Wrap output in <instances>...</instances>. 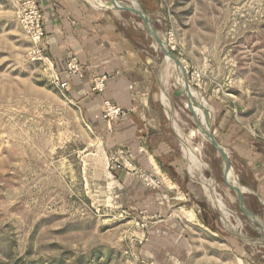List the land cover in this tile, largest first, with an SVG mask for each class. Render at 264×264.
Here are the masks:
<instances>
[{
    "label": "rangeland",
    "instance_id": "1",
    "mask_svg": "<svg viewBox=\"0 0 264 264\" xmlns=\"http://www.w3.org/2000/svg\"><path fill=\"white\" fill-rule=\"evenodd\" d=\"M134 1L149 11L184 67L191 106L180 69L164 59L141 17L125 8L101 10L133 29L152 60L158 101L161 70L169 79L178 127L201 152L193 149L203 177L188 174L199 202L179 203L149 163L142 169L161 179L159 187L127 169L111 170L117 151L107 155L100 131L54 83L50 64L29 57L32 42L13 1L0 0V264L243 263L204 178L230 209L231 228L251 237L248 247L264 261L257 243L264 234V0ZM193 72L200 78L193 80ZM208 124L229 156L228 172L206 137ZM233 186L254 215L241 209Z\"/></svg>",
    "mask_w": 264,
    "mask_h": 264
},
{
    "label": "crops",
    "instance_id": "2",
    "mask_svg": "<svg viewBox=\"0 0 264 264\" xmlns=\"http://www.w3.org/2000/svg\"><path fill=\"white\" fill-rule=\"evenodd\" d=\"M37 1L44 15L43 49L54 63L55 70L69 81L66 89L69 101L83 108L84 119L100 131L107 155L125 148L133 163L134 160L138 163V168L147 167L149 163L164 182V188H169L173 191L170 194L179 197L176 199L179 203L199 202L198 186L188 175L182 148L170 137L173 134L167 124L172 128L171 120L161 93V100L157 99L150 73L151 58L143 54L132 34L133 29L128 30L109 12L101 10L113 9L112 6L97 8L88 0ZM73 57L80 60L81 78L70 77L66 73L67 63ZM97 74L109 77L103 94L92 91L93 77ZM159 74L156 73L158 79ZM105 99L126 110L112 124L104 122L100 116ZM173 133L176 136L174 129ZM253 189L257 196V184ZM198 193L201 194L200 191ZM183 199L187 201L182 202ZM227 230L235 237L233 247L237 248V253H244L243 263L239 264H264L259 251L247 245L250 243L246 239L251 237L241 233L238 236ZM246 246L253 251L247 252Z\"/></svg>",
    "mask_w": 264,
    "mask_h": 264
},
{
    "label": "built area",
    "instance_id": "3",
    "mask_svg": "<svg viewBox=\"0 0 264 264\" xmlns=\"http://www.w3.org/2000/svg\"><path fill=\"white\" fill-rule=\"evenodd\" d=\"M16 7V13L22 29L26 36L32 42L28 55L33 61H44L50 64L52 70V78L57 87L67 89L69 81L64 79L54 68V63L51 58L46 54L43 49V40L45 36L44 15L39 7L37 0H12ZM171 47V46H170ZM66 73L70 77L81 78L83 71L81 68L80 60L73 57L67 63ZM192 79H199L200 73L193 72ZM109 77L106 74H97L93 77L92 91L103 94L107 89ZM126 113V110L116 104L110 99L103 101V120L112 124L113 121ZM118 158L111 157V170L127 169L131 175H138L140 180L148 185L159 187L162 182L161 179L152 174H148L145 170L135 166L132 161L131 155L125 149L117 151ZM122 160V161H121Z\"/></svg>",
    "mask_w": 264,
    "mask_h": 264
},
{
    "label": "bare ground",
    "instance_id": "4",
    "mask_svg": "<svg viewBox=\"0 0 264 264\" xmlns=\"http://www.w3.org/2000/svg\"><path fill=\"white\" fill-rule=\"evenodd\" d=\"M88 1L91 2V4L94 5L97 8L103 7V4H101V3H106V4H109V5H112L113 9H115V8H125L126 9L127 8V4H132V5H134V7H138L139 6L138 2L134 1V0H132L130 2H123V1H120V0H88ZM166 61L171 63V65H174L172 63L171 59L166 58ZM168 80L169 79L166 77L165 72L163 70H161V80H160V82H161V90H160V93H161V98H162L163 105L166 108V112H167L168 116L170 117L172 128L174 129V131L176 132V134H177V136L179 138V141H180V144H181V148H182L183 153L185 154L186 159L188 161L189 171L193 175L198 174V176L200 175V176L203 177L202 171L199 169V164L202 162L201 155H199V154L198 155L197 154L194 155L193 154V149H197L198 153H201L200 149L198 147L196 148L193 145H191L190 142H186V139L183 138L182 133H181L179 127H178L177 121L174 118V115H173L174 112L172 113V111H171L172 105H171V102L169 101L168 96H167ZM175 112H176V110H175ZM202 183H203L204 188H205V190L207 192V195L209 196L210 199H212V204H214V206H216L219 209L220 218L221 217L223 218V222L225 223L224 225H226L227 227L231 228L232 226H231V223H230V221L228 219V215L230 214L229 213L230 209L227 207L225 202H223L222 199L215 192L214 187L212 185V182L209 179H205L204 178Z\"/></svg>",
    "mask_w": 264,
    "mask_h": 264
},
{
    "label": "water",
    "instance_id": "5",
    "mask_svg": "<svg viewBox=\"0 0 264 264\" xmlns=\"http://www.w3.org/2000/svg\"><path fill=\"white\" fill-rule=\"evenodd\" d=\"M138 4H139L138 7H134V5H132V4H127V8L126 9L136 13L137 15H139L141 17L146 32L148 34H150L154 38V40L158 43V45L161 47V51L163 53L164 59L165 60H166V58L171 59L174 62V64L177 67V69H180V71L182 73V76L184 78V85L182 87V90L187 95L189 106H191L192 101H195V100H192V97L190 96L191 86L189 84L188 77H187V74H186V71H185L184 67L181 65L180 61L172 53V49H171V47L169 45L168 40L164 36H161L159 31L155 27V25H154V23H153V21H152V19L150 17L149 11L146 10L145 7L141 3L138 2ZM205 134H206L207 139L211 142V144L215 148H217V149H219L221 151L223 159H224V163H225V166H226V170L225 171L228 172L229 169H230L229 156L227 155V153L225 152V150L221 146L220 142L216 138V136H215L210 124H208V130H206ZM233 188L237 192V197L239 199V204L241 206V209L244 212H246V213L254 215V213L252 211H250L246 207L245 202H244V198H243V195H242V191L239 190L236 186H233ZM221 221L223 222V218L222 217H221ZM223 224H225V223L223 222ZM225 227L227 229H229L235 235L241 236V234L236 232L235 230L227 227L226 225H225ZM262 228L264 229V225L262 226ZM259 241L262 244V246L264 247V234L260 237Z\"/></svg>",
    "mask_w": 264,
    "mask_h": 264
}]
</instances>
